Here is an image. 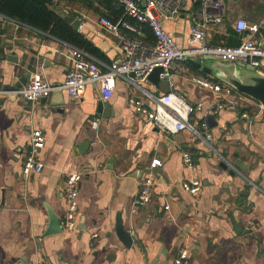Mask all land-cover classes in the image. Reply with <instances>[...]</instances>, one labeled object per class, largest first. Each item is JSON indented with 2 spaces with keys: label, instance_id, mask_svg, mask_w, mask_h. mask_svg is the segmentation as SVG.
Masks as SVG:
<instances>
[{
  "label": "crops",
  "instance_id": "crops-1",
  "mask_svg": "<svg viewBox=\"0 0 264 264\" xmlns=\"http://www.w3.org/2000/svg\"><path fill=\"white\" fill-rule=\"evenodd\" d=\"M222 2L225 20L209 33L208 44L239 46L242 36L234 24L244 19L260 25L255 40L264 46V0ZM194 3L186 0L179 19L163 23L181 48L193 45L191 26L201 19ZM54 5L62 18L81 19L79 33L96 51L88 54L104 66L122 61L118 40L98 27L99 18L113 17L111 12L66 0H54ZM73 63V46L0 18V264H174L182 248L188 251V264H264V117L249 122L235 110L218 112L209 126L213 140L205 143L188 132L164 134L137 116L128 101L132 89L122 79L109 100L95 85L87 86L79 102L64 91L25 102L6 90L35 73L50 84H62ZM158 82L156 87L149 80L145 88L155 95L173 91L189 101L213 98L180 76L173 87ZM241 112L254 116L255 109L247 103ZM36 129L46 136L39 155L45 168L31 177L23 201L20 174ZM185 153L196 171L185 166ZM155 158L163 166L154 172L151 203L133 213L139 181ZM73 173L83 175L76 228L46 236L51 214L60 223L64 217L65 177ZM194 178L202 182L197 196L183 188ZM119 218L133 238L131 248L116 234Z\"/></svg>",
  "mask_w": 264,
  "mask_h": 264
},
{
  "label": "built area",
  "instance_id": "built-area-1",
  "mask_svg": "<svg viewBox=\"0 0 264 264\" xmlns=\"http://www.w3.org/2000/svg\"><path fill=\"white\" fill-rule=\"evenodd\" d=\"M115 5L123 10L117 21L101 16L98 21L100 32H107L118 40L122 61L104 66L85 51L73 47V66L68 70L62 84L48 83L40 73L33 74L27 83L14 93L25 102H37L49 98L53 93L64 91L73 101L79 102L89 85L98 86L104 100H109L117 88V79L129 84L132 93L128 99L135 114L152 123L158 130L167 135L188 132L195 139L209 143L213 140L207 123L209 115L223 110H235L249 122L264 117V106L255 100L240 94L231 86L217 82L212 78L195 75L186 64L187 60H202L211 57L216 61L240 62L264 73V46L256 40L260 25H249L244 19H238L234 28L242 36L239 46H213L207 42L209 33L224 23V6L222 0H202L201 19L193 20L189 43L190 47L177 45L172 33L164 29V22H175L183 13L186 0H114ZM0 18L2 16L0 15ZM130 20L146 24L152 31L153 40H146L142 28ZM158 68L163 70L160 79L174 86L176 76L209 91L213 98L209 102L189 101L183 95L170 91L155 95L147 90L149 77ZM134 75V78L131 77ZM250 103L254 116L241 112L242 107ZM202 114L204 118L196 117ZM97 126V123H94ZM46 147V136L36 129L32 132L31 142L25 154L20 174L19 196L23 201L28 198L29 181L32 176L42 173L45 168L39 155ZM185 166L196 171L197 166L188 153L183 155ZM160 159H153L146 168L144 177L138 185V193L132 203L135 213L142 206L151 203V191L154 186V172L162 167ZM83 175L68 174L65 177L63 198L66 209L61 220V230H75L78 213V194ZM202 186L201 180L194 178L183 184L186 192L197 196ZM188 251L179 250L174 264H188ZM37 264H47L44 260ZM129 264V263H128Z\"/></svg>",
  "mask_w": 264,
  "mask_h": 264
},
{
  "label": "trees",
  "instance_id": "trees-1",
  "mask_svg": "<svg viewBox=\"0 0 264 264\" xmlns=\"http://www.w3.org/2000/svg\"><path fill=\"white\" fill-rule=\"evenodd\" d=\"M69 3H80L84 7L97 10L100 7L112 13L113 20L119 19L123 15V10L119 9L114 0H66ZM54 0H0V15L12 19L18 23L31 27L42 33L67 43L75 48L96 55L90 41L74 29L57 13L54 8ZM202 0H195L193 9L195 13L201 12ZM104 14V13H102ZM105 15V14H104ZM146 34V40L152 41V31L146 24H140L133 20ZM197 75L207 76L205 73L186 63ZM220 82V81H217Z\"/></svg>",
  "mask_w": 264,
  "mask_h": 264
},
{
  "label": "water",
  "instance_id": "water-1",
  "mask_svg": "<svg viewBox=\"0 0 264 264\" xmlns=\"http://www.w3.org/2000/svg\"><path fill=\"white\" fill-rule=\"evenodd\" d=\"M63 19L74 29V31L79 32L82 24L81 19H77L72 16H65ZM187 63L201 70L205 74L215 76L219 81L231 86L240 94L245 95L264 106V73L240 62H221L216 61L209 56L198 61L189 59L187 60ZM161 73H163V70L158 68L149 77V80L152 81L156 87L159 85L158 81ZM131 77L134 78V75H131ZM29 78V74L23 76L14 86L6 87V90L15 92L20 90L27 83ZM58 92L63 93V91ZM103 109L104 104L99 103L98 112L102 113ZM206 120L211 127H213V123H216L214 115H209ZM222 166L224 168H228V166L224 163H222ZM59 232H61L60 219L51 214V226L50 230L46 232V236L57 234ZM116 234L119 240L127 248H131L133 238L125 229L121 218L117 221Z\"/></svg>",
  "mask_w": 264,
  "mask_h": 264
}]
</instances>
